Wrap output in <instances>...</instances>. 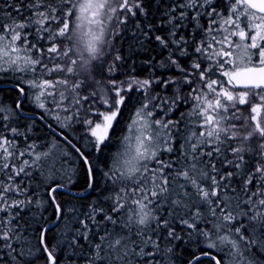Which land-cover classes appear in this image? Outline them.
<instances>
[{
  "label": "snow or ice",
  "instance_id": "snow-or-ice-1",
  "mask_svg": "<svg viewBox=\"0 0 264 264\" xmlns=\"http://www.w3.org/2000/svg\"><path fill=\"white\" fill-rule=\"evenodd\" d=\"M4 75L0 264H264V0H2Z\"/></svg>",
  "mask_w": 264,
  "mask_h": 264
},
{
  "label": "trees",
  "instance_id": "trees-1",
  "mask_svg": "<svg viewBox=\"0 0 264 264\" xmlns=\"http://www.w3.org/2000/svg\"><path fill=\"white\" fill-rule=\"evenodd\" d=\"M0 2H2V0H0ZM9 81H11V83H9ZM15 82L16 81H15L13 76H8V75L0 76V88L8 89V91H0V97H4L5 99H7L8 97H11L12 99L17 98V93L11 90L12 86L15 84ZM132 95L134 97H139L140 93H134ZM9 103H11V100H9ZM135 104H136V101L134 99L133 105H129L128 110L124 113L123 121L121 122L119 127L115 129V135L112 138V143H111L109 149L105 150V153L103 156L98 157V158L94 157V158L98 159V162H101V168L102 169H103V161H106L108 159V157H110L114 152L117 151L116 149H118L120 137L124 134L125 125L128 123L129 117L132 114L133 106ZM26 110H28L29 112H37L40 115L42 114L41 110L35 108V106L33 104H31V97H29V102L26 104ZM185 110H187V108ZM47 121L56 127L55 121H53L51 119H48ZM25 123H28V121H25ZM31 126L34 129L35 134L30 135V137H29L30 141L36 140L42 146L44 144L50 142V130L45 126L44 123H42L37 118V119H35V123L32 124ZM0 130H2V129H0ZM75 132H81L77 135L78 137H80L83 134L82 128L80 126H76L74 129L65 130V134L68 135L69 138L75 137V135H74ZM59 139H60L59 137L56 138V140H59ZM74 142H76V141H74ZM21 144H23L22 140H21ZM97 175L99 176L100 173L98 172ZM85 203H87V202H85Z\"/></svg>",
  "mask_w": 264,
  "mask_h": 264
},
{
  "label": "rangeland",
  "instance_id": "rangeland-1",
  "mask_svg": "<svg viewBox=\"0 0 264 264\" xmlns=\"http://www.w3.org/2000/svg\"><path fill=\"white\" fill-rule=\"evenodd\" d=\"M25 78H27V77H25ZM79 133H81V132H75V133H74L75 137H78L77 135H78ZM54 139H55V138H54ZM118 148H119V146H118ZM116 150H117V149H116Z\"/></svg>",
  "mask_w": 264,
  "mask_h": 264
},
{
  "label": "flooded vegetation",
  "instance_id": "flooded-vegetation-1",
  "mask_svg": "<svg viewBox=\"0 0 264 264\" xmlns=\"http://www.w3.org/2000/svg\"><path fill=\"white\" fill-rule=\"evenodd\" d=\"M30 113H34V114H39V113H37V112H30ZM40 115V114H39ZM55 127V126H54ZM57 137H59V136H55L54 138L56 139ZM60 138V137H59Z\"/></svg>",
  "mask_w": 264,
  "mask_h": 264
},
{
  "label": "bare ground",
  "instance_id": "bare-ground-1",
  "mask_svg": "<svg viewBox=\"0 0 264 264\" xmlns=\"http://www.w3.org/2000/svg\"><path fill=\"white\" fill-rule=\"evenodd\" d=\"M32 114H34V113H32ZM36 116H38L39 114H35ZM48 122V121H47ZM49 123V122H48ZM54 127V126H53ZM55 128V127H54Z\"/></svg>",
  "mask_w": 264,
  "mask_h": 264
}]
</instances>
